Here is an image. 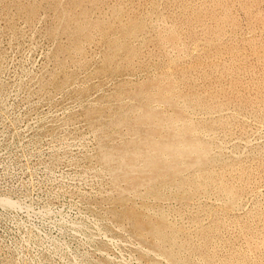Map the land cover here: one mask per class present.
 <instances>
[{
  "label": "rangeland",
  "instance_id": "obj_1",
  "mask_svg": "<svg viewBox=\"0 0 264 264\" xmlns=\"http://www.w3.org/2000/svg\"><path fill=\"white\" fill-rule=\"evenodd\" d=\"M0 264H264V0H0Z\"/></svg>",
  "mask_w": 264,
  "mask_h": 264
}]
</instances>
